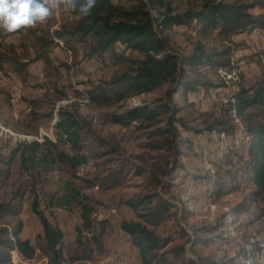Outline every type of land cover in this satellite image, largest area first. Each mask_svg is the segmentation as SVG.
Returning a JSON list of instances; mask_svg holds the SVG:
<instances>
[{"label": "rangeland", "instance_id": "1", "mask_svg": "<svg viewBox=\"0 0 264 264\" xmlns=\"http://www.w3.org/2000/svg\"><path fill=\"white\" fill-rule=\"evenodd\" d=\"M128 1L113 0L115 3ZM167 1L177 11L194 8L202 2ZM243 1L255 2L254 11L264 13V0ZM78 17L73 9L60 7L35 28L15 34L0 30V205L7 203L11 209L1 213L0 225L19 228V237L30 239L36 247L32 258L19 259L13 251L14 263L53 264L40 249L43 228L32 210L35 199L40 209L64 230L60 264H107V240L112 234V222L107 218H113V223L121 222L119 212H123L126 220H142L124 202L154 190L171 201L174 208L170 216L151 227L159 235H173L174 241L165 249L185 245L181 255L178 252L168 255L169 264H188L190 260L200 264V256L220 264H230L235 257L236 261L253 264L243 254L253 250H258L256 254L264 259V201L253 199L254 188L248 179L250 165L246 145L250 135L237 110L227 103L236 96L239 86L254 84L260 68H264V33L256 29L235 35L233 40L237 47L215 34L210 41L202 40L217 52L231 46V67L202 66L197 73L187 70V80H203L223 90L201 84L187 97L181 93L174 96L172 104L179 108L177 117L199 131L182 130L180 123H173L192 144H180L181 154H178L167 147L158 149L156 145L163 139L157 126L165 129L169 125L167 113L160 115L161 121L152 127H144L146 123L139 121L124 124L113 120V115L131 107H152L166 100L170 85L119 102L96 104L82 96L96 83L112 82L115 76L129 71L132 62L142 57L141 53L116 43L121 58L115 60L108 54L99 62L86 55L88 44L80 43L84 48L65 49L62 41H55L50 46L52 59L48 63L37 59L39 43L36 39L48 35L50 40H55L54 32L73 28ZM165 34L168 36L166 48L183 55L190 54L199 39L192 30L179 26ZM98 65L105 66L106 72L101 73ZM8 80L11 87L6 85ZM66 112L72 113L82 126V153L88 160L77 168L58 159L60 150L70 151L68 145L60 144L55 148L47 142L49 137L57 140L54 118L59 120ZM221 119H232L233 127L229 131L213 130L208 134V128L218 126ZM36 139L41 143L39 152L54 157V163L47 164L49 168L40 163H23L19 154H12L18 144ZM173 162H177L178 167L172 174L161 177L164 185L150 186L158 168ZM209 171L223 181L218 194L212 178L199 179ZM75 192L78 195L70 202H62V195L70 196ZM80 201L98 211L94 227L84 229L79 236L81 243L76 232V227L82 225ZM124 237L128 236L124 234ZM130 246L138 253L131 237ZM83 254L91 257L77 259ZM138 260H141L139 254Z\"/></svg>", "mask_w": 264, "mask_h": 264}, {"label": "trees", "instance_id": "2", "mask_svg": "<svg viewBox=\"0 0 264 264\" xmlns=\"http://www.w3.org/2000/svg\"><path fill=\"white\" fill-rule=\"evenodd\" d=\"M254 6L255 2L243 0H202L194 8L177 11L171 8L167 0H129L128 3L97 0L96 7L88 16H82L78 10L79 5H77V8L73 9L79 16L77 24L70 29L56 30L54 34L57 37L55 38L56 42L60 43L63 39L61 44L65 49L78 48L80 43L88 44L86 55L99 62L104 60L108 54L115 60L121 58L122 54L117 51L115 46L117 42L126 49L141 53L142 57L132 62L129 71L115 76L112 82L96 83L82 96L87 102L91 99L96 104L110 101L119 102L151 92L165 84L170 85L166 91V100H161V103L154 104L152 107L151 105L131 107L125 112L113 115V120L124 124L139 121L146 123L144 127H152L159 124L160 115L167 113L170 119L167 128L163 129L162 126L156 128L163 137L159 144H156L157 148L167 147L169 150L181 154L180 144L191 146L192 144L182 137L181 131L173 123L175 121L180 123L183 127L182 130L197 133L199 131L194 130L183 119L177 117L179 108L172 104L174 96L181 93L187 97L190 91H195L201 84L207 88L214 87L220 92L223 90L220 86L203 80H187L186 72L191 70L197 73L202 66L230 68L233 56L232 47L238 45L233 37L251 33L256 29L264 31V13L255 12ZM152 10L155 11V15ZM176 26L187 31L192 30L199 35L190 54L183 55L166 48L168 36L165 31ZM23 29L28 28L8 34H15ZM213 34L224 40H229L232 47L228 46L222 52L208 47L202 40L210 41ZM55 40H50L48 35L36 39L39 43L37 59H42L45 63L52 59L50 46L55 43ZM260 69L254 84L242 88L239 86L236 96H233L227 103L232 104L237 110L238 116L243 120L247 131L245 132L250 135V141L246 145L248 164L250 165L248 179L251 187L254 188L255 198L253 199L264 201V68ZM198 75L200 74L198 73ZM91 85L94 83L92 82ZM231 120H219L218 126L208 128V134L213 130L229 131L233 127ZM55 128L57 140L52 141L49 138L47 142L55 148H58L60 144L68 145L70 150L69 152L60 150L57 154L58 159L68 162L72 168L86 163L88 158L82 153V126L79 120L70 112L62 113ZM40 149L41 143L34 140L18 144L12 154H19L23 163H40L45 166L48 163H54V157L48 156L45 152L40 153ZM177 167V162H173L165 168H158V174L154 175L149 182L150 186L155 188L163 186L164 182L161 177L172 174ZM47 168L49 167L47 166ZM203 178H212L216 194H218L223 181H220L211 171L199 179ZM75 195L78 193L75 192L70 196L64 194L61 196V200L63 203L70 202L72 198H75ZM124 204L137 212L142 219L126 220V216L120 222L121 230L131 237L133 244L138 249L140 264H169L168 255L171 252L181 255L185 249L184 244L165 249L168 244L174 241L173 235H159L151 227L159 225L170 216L171 210L174 208L171 201L154 190L137 196V198L128 199ZM79 205L82 225L76 227V232L81 243L79 236L84 229L91 230L94 227L98 211L96 208L93 210L91 206L82 201L79 202ZM9 207L7 203L1 204L0 216L1 213L9 212L11 210ZM32 210L39 217L43 228L41 236L43 244L40 249L47 253L51 263L60 264L63 256V228L40 209L37 199L32 202ZM214 228H218V226ZM19 234V228L13 229L0 225V264H15L12 260L13 251L20 252L26 258H32L36 254V247L31 240L22 239ZM219 247L222 248V246ZM256 253H259L258 250L243 254L246 259H251L253 264H264V259ZM90 257V254H83L77 259L86 260ZM199 259L200 264H220L217 260L214 261L204 256H200ZM236 259L235 257L230 264H246V262L236 261ZM188 264H194V262L190 260Z\"/></svg>", "mask_w": 264, "mask_h": 264}, {"label": "clouds", "instance_id": "3", "mask_svg": "<svg viewBox=\"0 0 264 264\" xmlns=\"http://www.w3.org/2000/svg\"><path fill=\"white\" fill-rule=\"evenodd\" d=\"M77 5L80 14L88 16L97 0H0V30L12 33L22 28H35L38 23H44L54 9H76Z\"/></svg>", "mask_w": 264, "mask_h": 264}, {"label": "built area", "instance_id": "4", "mask_svg": "<svg viewBox=\"0 0 264 264\" xmlns=\"http://www.w3.org/2000/svg\"><path fill=\"white\" fill-rule=\"evenodd\" d=\"M100 71L101 73L104 72V70ZM7 83L11 85L9 80ZM107 220L112 222V236H110V239L111 243H115V252L111 257L110 264H140L137 250L135 247L130 246V237H124L120 223H113V218H107Z\"/></svg>", "mask_w": 264, "mask_h": 264}, {"label": "bare ground", "instance_id": "5", "mask_svg": "<svg viewBox=\"0 0 264 264\" xmlns=\"http://www.w3.org/2000/svg\"><path fill=\"white\" fill-rule=\"evenodd\" d=\"M152 13L155 15L156 13H155V11L154 10H152ZM43 65V64H42ZM100 70H104V72L103 73H105L106 72V67L105 66H103V65H98L97 66ZM5 76V75H4ZM11 78V77H10ZM11 80V79H10ZM6 85H8L9 87H11V85L9 84V83H7L6 82ZM21 87V86H20ZM16 92V91H15ZM18 92V91H17ZM15 94V93H14ZM13 94V95H14ZM15 98V97H14ZM117 211H115V213H116ZM121 215H119V216H121V220L120 221H122L123 219H124V217H125V215H124V213L123 212H119ZM115 217V216H114ZM120 219V218H119ZM118 223H120V222H118ZM111 230H112V228H111ZM110 233V232H109ZM111 234V233H110ZM126 235V234H125ZM110 236H112V234L111 235H108V249H109V252H108V255H107V264H110V261H111V257H112V255L114 254V252H115V243H111V239H110ZM106 241V242H107ZM16 253H17V255L19 256L18 258L20 259V258H22L23 256H22V254L20 253V252H18V251H16Z\"/></svg>", "mask_w": 264, "mask_h": 264}, {"label": "crops", "instance_id": "6", "mask_svg": "<svg viewBox=\"0 0 264 264\" xmlns=\"http://www.w3.org/2000/svg\"><path fill=\"white\" fill-rule=\"evenodd\" d=\"M255 31H256V30H255ZM262 32L264 33V31H262ZM243 34H246V33H243ZM243 34H242V35H243ZM240 35H241V34H240ZM117 43H119V42H117ZM119 44H120V43H119ZM120 45H121V44H120ZM115 46H116V48H117V44H115ZM122 46H123V45H122ZM78 47H80V48H84V45H81V44H80V46H78ZM83 56H84V55H83ZM83 59L85 60V57H83ZM40 61H42V60H40ZM38 64L40 65V63H38ZM0 72H1V71H0ZM56 119H58V118H57V117L54 118V123H55V120H56ZM43 131H44V130H43ZM44 134H47V133L44 132ZM48 137H49V136H48ZM49 138H50L51 140H53L51 137H49ZM53 141H55V140H53Z\"/></svg>", "mask_w": 264, "mask_h": 264}]
</instances>
